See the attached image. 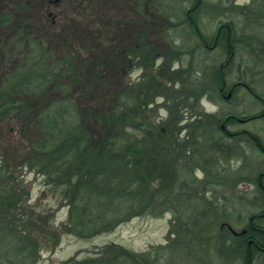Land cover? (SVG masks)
Listing matches in <instances>:
<instances>
[{
	"label": "rangeland",
	"instance_id": "374dc122",
	"mask_svg": "<svg viewBox=\"0 0 264 264\" xmlns=\"http://www.w3.org/2000/svg\"><path fill=\"white\" fill-rule=\"evenodd\" d=\"M194 2L196 0H0V13L17 12L10 23L0 19V87L6 77L26 67L33 54H43L44 66L52 68L64 64L66 55H73L72 65L78 72L83 70L85 88L73 87L70 78L63 75L46 89L44 97L28 98V101L35 104L32 110L39 113L53 106V101L71 100L84 113L83 126L92 136L97 120L94 115L86 116L88 105H94L97 100L107 104L109 98H102L100 89L119 79V75L113 73L121 64L117 63L121 58L118 54L136 44L140 35L158 47L180 48L182 55L176 61H168L173 70H189L188 80H177L172 89L156 93L148 108L160 124L178 130L192 124L177 135L179 140L190 136L192 141L187 157L175 163L179 179L172 204L174 211L159 218H132L112 232L91 239L63 235L59 243L53 245L51 232L66 221L67 207L60 195L46 186L48 178L21 169L17 160L25 157L27 149L43 137L41 121L36 115L28 119L22 114L4 121L0 127L3 129L0 152L6 137L13 145L3 156L0 153V160L6 163L0 166L8 169L10 177L14 176L13 186L23 187L24 195H19L27 212L33 213L32 223L39 217L49 229L45 232L48 243L42 242L38 249V264H66L69 260L88 263L111 244L136 256L123 258L118 264H241L233 250L232 235L225 226H220L225 224L238 233L250 216L264 209V198L259 196L254 183L255 177L264 172V154L255 149L246 136L227 138L219 129L221 121L217 124L210 115L219 120L227 114L238 118L255 116L264 110V105L243 88L236 90L224 105L217 102V94L207 92V87H213V74L225 64V49L222 45L205 49L186 13L191 12L188 16L195 21L209 48L220 24L234 27L239 42L225 70V84L244 82L264 99V60L258 57L264 43V12L263 19L258 21L256 17L257 6L264 11V0H202L192 10ZM113 54L117 55L115 63ZM104 56L110 63L101 75L103 80L91 75L86 77L89 71L99 69ZM163 62L162 58L156 60L154 68L158 69H149L146 75L159 72ZM130 69L124 81L126 86L131 85L129 96L135 97L144 75L138 66ZM119 86L121 89L123 85ZM61 87H67L68 95L58 91ZM184 91L188 95L195 93L198 102L190 98L183 106L178 97ZM149 95L144 92L141 96L145 99ZM197 117L201 126L196 124ZM227 129L249 131L264 146V117L246 124L234 123ZM127 134L136 135L131 129ZM255 223L264 227V218ZM181 224L189 232H181ZM169 230L173 235L168 234ZM253 264H264V252L257 253Z\"/></svg>",
	"mask_w": 264,
	"mask_h": 264
},
{
	"label": "trees",
	"instance_id": "16d2710c",
	"mask_svg": "<svg viewBox=\"0 0 264 264\" xmlns=\"http://www.w3.org/2000/svg\"><path fill=\"white\" fill-rule=\"evenodd\" d=\"M201 1L196 0L192 10L197 8ZM257 10L256 17L259 21L263 19L264 11L261 10V6H257ZM10 12H1L0 19L10 23L17 14ZM190 13L189 11L186 13L187 20L192 24L195 35L203 47L209 49L195 21L188 16ZM233 28L231 24H220L211 39L210 48L219 44L224 47L227 62L223 68L219 67L213 74L211 79L213 87H207L208 93L214 92L218 95L217 102L221 101L218 93L219 83H225V70L239 42ZM143 37L140 35L136 44L126 48L125 52H120L118 55L121 58L118 62L115 60L117 55L113 54L112 61L121 62L117 65L119 69L113 70L114 74L119 75V79L109 87H105L104 84L100 89V96L104 99L109 98L111 103L108 101L107 104H100L97 100L94 105H88V114L86 113L87 117L91 114L97 120L94 136L83 126L84 113L71 100L53 101V106L39 113L32 110L35 104L28 101V98L44 97L46 89L54 85L57 78L63 75L70 78L73 87L85 88L83 70L80 69L78 72L75 65H72L73 55H66L64 64L52 68L44 66V56L39 49L40 54L31 55L28 65L17 69L14 75L6 77L0 87V127L6 119L20 114L28 119L36 115L35 117L41 121L43 137L27 149L25 157L20 158L22 161L19 158L17 160L21 169L26 168L39 177L48 178L46 186H50L55 193H58L67 207L66 221L51 232L54 246L59 243L63 235L87 240L110 233L132 218H159L174 211L172 204L175 203V185L179 179L175 163L187 157L191 146L190 136L180 141L177 135L192 124H187L179 130L160 124L152 117L148 108L156 98V93H162L169 87L172 89L176 86L177 80L182 78L188 80L189 70H173L171 61H168V59L176 61L182 55L180 48L158 47L145 41V38L143 40ZM262 47L258 57L264 60V43ZM160 58L164 59V62L159 72L147 76L149 69L153 71L158 69V67L154 68L155 61ZM109 63L110 59L104 56L99 62V69L95 72L89 71L86 77L91 75L97 80H103L101 75ZM136 66L143 70L144 76L137 85L140 88L136 90V96L130 97L128 92L132 91V88H129L131 85L126 86L124 78L127 77L130 68ZM241 83L245 84L249 93L264 105V99L259 94L248 84ZM119 85H123L121 89ZM58 91L68 95L67 87H61ZM144 92L150 95L142 99ZM172 94L175 101L178 98L182 100L180 103L183 106L190 98L198 102L195 93L188 95L187 91H184L181 93L182 96L178 95V98L175 92ZM210 116L217 124L221 121L216 116ZM254 117L252 119L255 120L263 118L264 110ZM198 118L196 124L201 126ZM129 129L136 135L130 137L127 134ZM2 132L3 129L0 128V136ZM174 136L176 139H173ZM250 138L257 149L264 154V146L258 138L254 135ZM2 143L4 145L1 146V156L13 145L9 137H6ZM9 156H12V152H9ZM1 160V164H6L5 160ZM13 173L12 171L11 174ZM0 175V264H38L36 259L39 254L38 249L42 242L48 243L45 232L46 230L49 232V229L48 227L46 229V225L39 217L32 223L33 213H28L27 208L21 203L19 193L24 195L23 187L13 186L12 182L15 178L10 177L8 169L0 166ZM254 183L259 196L264 198V172L258 174ZM126 210L127 212H124ZM130 211L132 213H129ZM263 218L264 209L248 218L246 226L239 232L237 238L230 236L234 240L233 250L240 258L241 264H253L259 249H264V227H259L255 223ZM180 228L181 232H189L183 224ZM173 233L172 230L168 232L170 236ZM249 241L253 243L248 244ZM97 255L96 259L88 263L69 260L66 264L76 262L77 264H118L123 258L136 257L113 244L106 246ZM140 258L148 262L143 256Z\"/></svg>",
	"mask_w": 264,
	"mask_h": 264
},
{
	"label": "flooded vegetation",
	"instance_id": "af4514ba",
	"mask_svg": "<svg viewBox=\"0 0 264 264\" xmlns=\"http://www.w3.org/2000/svg\"><path fill=\"white\" fill-rule=\"evenodd\" d=\"M216 37H217V34H216ZM219 45H213V47L212 48H209V49H213V48L215 49L216 47H219ZM233 55H232V57H234ZM232 60H233V58H232ZM231 61L229 62V64L231 63ZM226 64H227V62L225 60V64L224 65H221V68H223ZM240 88L245 89L249 93L247 87H245V84H242L241 82L235 83V84H232V85H226L225 83L220 82L219 83L218 93H219V96L221 97V101L218 102V103L220 105H224V102L225 101L226 102H229L230 99H231V95H234L235 94V91L238 90V89H240ZM249 95L252 96L250 93H249ZM252 118H255V117L254 116H246V117H239L238 118L235 115L227 114V116H223V119L221 120L220 125H219V129L229 139H233L236 136H246L247 137V140L251 142V138L250 137L253 135L251 132L246 131V130H236V131H233L232 132V131L228 130L227 127L231 126L234 123L246 124L247 122H250V121H254L255 120V119H252ZM253 146H254L255 149H257V147L254 145V143H253ZM261 176L262 175H260V178H261ZM255 178H257V177H255ZM224 226L227 228V230L230 232V234L233 235L235 238H237L238 235H240L239 232L238 233L235 232L238 235L232 234V232L228 229V226H226L225 224H222V227H224ZM241 231H243V230H241ZM251 243H253V241H249L248 242V244H251ZM259 250L260 251L258 253H263L264 252V249H261L260 248ZM256 256H257V254L255 255V257ZM255 257H254V260H255Z\"/></svg>",
	"mask_w": 264,
	"mask_h": 264
},
{
	"label": "water",
	"instance_id": "95a60500",
	"mask_svg": "<svg viewBox=\"0 0 264 264\" xmlns=\"http://www.w3.org/2000/svg\"><path fill=\"white\" fill-rule=\"evenodd\" d=\"M228 229L232 232V234H234V235H238V234H236L233 230H231V228L228 227Z\"/></svg>",
	"mask_w": 264,
	"mask_h": 264
}]
</instances>
